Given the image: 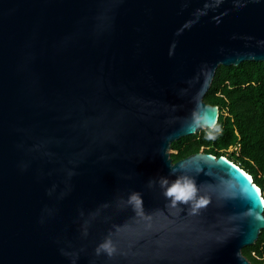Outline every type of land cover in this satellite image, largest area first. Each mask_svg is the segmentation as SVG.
<instances>
[{"label": "water", "instance_id": "1", "mask_svg": "<svg viewBox=\"0 0 264 264\" xmlns=\"http://www.w3.org/2000/svg\"><path fill=\"white\" fill-rule=\"evenodd\" d=\"M248 61L264 62V0H0V264H251L253 177L170 154L216 126L218 68ZM176 175L207 203L171 206L159 181Z\"/></svg>", "mask_w": 264, "mask_h": 264}, {"label": "trees", "instance_id": "2", "mask_svg": "<svg viewBox=\"0 0 264 264\" xmlns=\"http://www.w3.org/2000/svg\"><path fill=\"white\" fill-rule=\"evenodd\" d=\"M204 101L219 107L215 128L173 142L171 158L177 162L196 153L226 157L253 177L264 198V62L220 66ZM243 254L251 264H264V230Z\"/></svg>", "mask_w": 264, "mask_h": 264}, {"label": "clouds", "instance_id": "3", "mask_svg": "<svg viewBox=\"0 0 264 264\" xmlns=\"http://www.w3.org/2000/svg\"><path fill=\"white\" fill-rule=\"evenodd\" d=\"M205 123H207V121H205ZM210 127L215 128V125L212 124ZM209 136L211 137V133H209ZM159 184L163 191V195L169 200L170 205L173 207L183 204L188 206L190 211L195 212L199 207L207 203L206 198L200 195L199 186L192 177L176 175L175 179L171 181L168 177H162ZM127 202L131 204L134 209L140 210L143 205L142 194L135 191L130 193ZM96 251L97 254L105 252L111 256L116 251V245L111 237H106L97 246Z\"/></svg>", "mask_w": 264, "mask_h": 264}, {"label": "rangeland", "instance_id": "4", "mask_svg": "<svg viewBox=\"0 0 264 264\" xmlns=\"http://www.w3.org/2000/svg\"><path fill=\"white\" fill-rule=\"evenodd\" d=\"M233 151H234V148H233V149H231V150H230V152H228V153H231V152H233Z\"/></svg>", "mask_w": 264, "mask_h": 264}, {"label": "bare ground", "instance_id": "5", "mask_svg": "<svg viewBox=\"0 0 264 264\" xmlns=\"http://www.w3.org/2000/svg\"><path fill=\"white\" fill-rule=\"evenodd\" d=\"M250 176V175H249Z\"/></svg>", "mask_w": 264, "mask_h": 264}]
</instances>
